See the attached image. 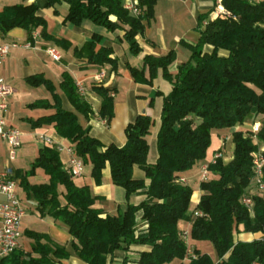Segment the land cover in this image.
Masks as SVG:
<instances>
[{"label": "trees", "instance_id": "16d2710c", "mask_svg": "<svg viewBox=\"0 0 264 264\" xmlns=\"http://www.w3.org/2000/svg\"><path fill=\"white\" fill-rule=\"evenodd\" d=\"M60 1L68 4L65 21L79 25L83 19H89L109 31L122 29L123 40L133 54L141 50L135 36L143 32L144 21L153 18L156 2L139 0L137 14L130 13L122 0H47V5ZM213 1L216 5L217 0ZM220 4L225 10L221 16L206 14L199 18V40L188 45L189 58L174 73L168 70L174 60L172 53L160 57L146 55L143 66L129 67L135 82L149 85L161 68L171 85V91L163 96L155 162L147 161L146 136L151 124L148 114L137 115L125 126L126 142L121 147L105 145L90 136L74 112L59 106L52 115L34 122L36 126L53 122L83 163L91 165L96 183L101 180L102 169L108 166L112 183L125 192V209L115 215H102L100 209L93 207L95 197L89 186L74 183L62 168L58 152L51 147L40 149L39 156L20 179L26 192L37 201L40 212L67 224L71 248L86 264H112L116 250H128L132 245L150 246L148 251L140 252L139 264L183 260L189 247L178 228L180 220L190 221V238L212 243L218 257L215 262L208 253L194 248L195 256L186 264H264V198L252 197V215L241 202L250 184L252 158L258 149L250 131L232 132L234 148L229 161L217 158L208 164L212 175L200 181L202 194L193 211H189L192 188L180 180L203 161L213 131L221 134L252 115L264 116V1L220 0ZM43 23L34 4L13 5L0 13L1 31L20 25L27 29L29 38L32 29ZM99 41L100 37L94 35L75 52L87 55L89 62L109 63L115 69L112 48L100 46L95 50ZM60 86L79 113L85 117L92 113L67 72L62 74ZM93 89L101 97L99 115L110 119V91L101 84ZM255 136L264 142V117ZM134 167L144 172L148 184L133 177ZM36 168L48 175L47 183L27 181ZM59 184L66 189L63 206L58 200ZM139 193L146 198L138 204L130 203V196ZM195 210L201 215H195ZM241 225L242 231L261 232L262 236L249 242L235 241L234 235ZM29 235L34 239L37 256L14 250L0 264H59L61 258L69 255L64 246L41 242V233ZM126 261L125 257L122 262Z\"/></svg>", "mask_w": 264, "mask_h": 264}, {"label": "crops", "instance_id": "0c3cea01", "mask_svg": "<svg viewBox=\"0 0 264 264\" xmlns=\"http://www.w3.org/2000/svg\"><path fill=\"white\" fill-rule=\"evenodd\" d=\"M122 1L124 5L127 3L138 5L139 2V0ZM219 2L217 0L215 5L213 0H156L153 18L144 21L143 32L135 36L141 50L138 54H133L123 40L122 29L109 31L89 19H83L79 25L65 21L68 12V4L65 1L47 5V0H0V13L13 5L34 4L36 14L44 20L43 24L32 29L38 34L35 39L29 38L27 29L20 25H14L5 31L0 30V43L29 41L31 44L28 48L10 49L5 61L0 63V77H3L13 88L8 97L6 122L21 132L20 147L12 160L8 157V145L0 141V171L6 167L11 168L17 180L16 193L26 211L20 222L21 236L16 250L37 256V252L33 250L34 239L29 235L31 232H37L44 235L41 242L51 246H64L69 252L67 257L59 260V264H86L71 248L72 238L67 224L60 218L40 212L35 198L32 194H28L21 184L20 179L31 168L41 148L55 149L65 171L69 159L65 148L71 146V143L57 132L53 122L38 126L34 122L41 117L52 115L59 106L63 110L74 112L79 124L88 129L90 136L97 138L105 145L114 144L121 147L126 142L125 126L137 115L148 114L151 117V124L146 136L147 161L155 162L158 156L157 132L160 127L163 96L171 91V85L163 77L161 68L157 69L152 84L149 85L135 82L129 67L143 66V58L146 55L160 57L172 53L174 60L168 70L174 73L177 66L189 58L188 45L195 44L199 40V18L206 14L213 16L215 9L221 10ZM94 35L100 37V41L95 44V50L100 46L112 48V56L116 61L115 69L109 63L99 65L89 62L87 55H78L75 52ZM48 48L57 50L60 59L53 60L46 51ZM64 72H67L74 82L79 81L84 85L85 94L80 96L91 106L92 113L88 117L75 109L73 102L62 90L60 83ZM101 72L103 75L98 77ZM98 84L108 89L113 98V114L108 120L99 115L101 97L93 89V86ZM221 137L222 133H217L218 142L214 145L215 148L220 147ZM233 148L232 144V151ZM214 152L212 135L205 157L213 158ZM202 164L206 163L201 161L193 173L184 177L187 184L200 173ZM132 175L135 179L144 180L145 184L149 183V179L138 167L133 168ZM27 181L30 184L47 183L48 175L42 168H36L34 173L27 177ZM73 181L78 186L83 184L89 186L91 195L95 197L93 207L100 209L102 215H115L119 210L125 209L127 203L125 192L112 183L108 166L102 169L99 183H96L91 176L90 164H84L81 175L73 178ZM57 190L58 200L63 206L66 189L64 185L59 184ZM201 194L202 191L198 188L195 195H191L189 211L195 209ZM145 198L146 195L143 193L133 194L129 202L138 204ZM0 200L2 201L3 198L0 197ZM137 216L140 220L141 213ZM177 225L181 231L189 233L190 221L180 220ZM245 238L246 233H239L238 237L234 235L235 241ZM189 239L188 256L183 260H175L171 264H186L191 255H194V248L208 253L215 262L218 260L212 243L195 241L190 237ZM204 246H207L210 252L206 251ZM149 249L148 245H132L128 250H116L112 264H139L140 252ZM125 257L127 261L123 263Z\"/></svg>", "mask_w": 264, "mask_h": 264}, {"label": "built area", "instance_id": "2783aa9c", "mask_svg": "<svg viewBox=\"0 0 264 264\" xmlns=\"http://www.w3.org/2000/svg\"><path fill=\"white\" fill-rule=\"evenodd\" d=\"M126 9L132 14H137L139 9L137 5L127 3L124 5ZM213 14V13H212ZM38 36L36 31H32L31 38L35 39ZM31 44L29 41L25 43H18L16 41H11L8 43H0V63L4 62L7 58L10 49L15 47L28 48ZM48 54L53 58V60H59L60 55L57 50L53 48L46 49ZM103 73L101 72L98 77H101ZM76 89L80 95L85 94L84 85L76 81ZM13 88L11 85L3 78L0 77V141L5 142L8 145L9 159L12 160L17 154V150L20 147L21 132L11 126L6 122V112L8 109V97L11 95ZM61 150V148H60ZM69 154V159L67 162L66 172L72 177H79L83 170V161L75 153L72 146L65 148ZM212 158L209 163H214L216 157ZM202 164L200 166V175L202 180H206L209 176L208 164ZM252 183L260 190L264 191V154L261 151H257L252 158ZM184 181L183 178L180 179ZM17 180L13 175L10 167L4 168L0 171V262L10 255L19 246V238L21 236L20 222L25 215V208L21 203V200L16 193ZM242 204L251 212L253 207L252 197L244 194L241 197ZM195 215H201V212L195 210ZM189 233L187 231H182L181 236L187 244V237ZM195 255H191L194 257Z\"/></svg>", "mask_w": 264, "mask_h": 264}, {"label": "rangeland", "instance_id": "374dc122", "mask_svg": "<svg viewBox=\"0 0 264 264\" xmlns=\"http://www.w3.org/2000/svg\"><path fill=\"white\" fill-rule=\"evenodd\" d=\"M220 1V0H219ZM257 1H264V0H257ZM220 3V2H219ZM221 5V4H220ZM222 9H215L213 11V17H217V16H221L223 13H224V8L223 6L221 5ZM262 115H252L248 118H246L244 120V122L242 124H236L233 128L231 129H228V130H225L224 132H222V137H221V145L220 147L217 149L214 147V145L217 144L218 142V138H217V133L215 131L212 132L211 134V137L213 135V157H215V155H218L216 157L217 158H222V160L224 162H227L230 160L231 158V155H232V150H231V147H232V132L235 131V130H243V131H250L249 134H251L250 136L253 138L254 142L257 143L258 145V149L257 151H261L262 154H264V142H261L260 140L257 139V137L255 136L257 131L259 130L260 128V121L262 119ZM211 144V143H210ZM209 148V147H208ZM212 158V156H208V157H205L203 159V163H209ZM252 171V170H251ZM212 174L211 172H209V176L210 177ZM214 176V174H213ZM252 178V176H251ZM250 178V184L248 185V187L245 189V192L244 194H247L249 195L250 197H255V196H258V197H262L264 198V191L258 189L253 183H252V180ZM200 181H202V178H201V175L200 173H198L197 176H195L193 179L189 180V185L191 186L192 188V194L195 195V193L198 191V188H199V183ZM243 194V195H244ZM242 195V196H243ZM252 202H253V205H254V201H253V198H252ZM193 208V207H192ZM192 210V209H191ZM250 215L253 214V207H252V210L251 212H249ZM240 231L238 233H236V237H238V234L239 233H246V238L244 240H241V241H245V242H249V241H252V240H255V239H259L262 234L261 232H249V231H242L243 227L242 225L240 226ZM189 235L187 237V245L188 247H190L189 243H190V239H189ZM189 242V243H188ZM186 243V242H185ZM206 249V251L210 252L208 249H207V246H204Z\"/></svg>", "mask_w": 264, "mask_h": 264}]
</instances>
